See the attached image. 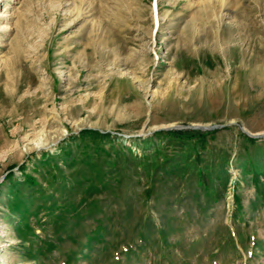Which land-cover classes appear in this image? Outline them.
<instances>
[{"label": "rangeland", "instance_id": "rangeland-1", "mask_svg": "<svg viewBox=\"0 0 264 264\" xmlns=\"http://www.w3.org/2000/svg\"><path fill=\"white\" fill-rule=\"evenodd\" d=\"M239 126L264 0H0V264H264Z\"/></svg>", "mask_w": 264, "mask_h": 264}, {"label": "water", "instance_id": "water-1", "mask_svg": "<svg viewBox=\"0 0 264 264\" xmlns=\"http://www.w3.org/2000/svg\"><path fill=\"white\" fill-rule=\"evenodd\" d=\"M232 122H229L228 124H230ZM226 124H211V125H201V124H197V125H191V127L193 128H200V129H212V128H221V127H224ZM172 127V126H170ZM240 130L245 133L248 137H251V138H255V137H259V138H262L264 137V134L262 133H253V132H250L248 130H246L244 127L242 126H239ZM4 178V175L0 178V181Z\"/></svg>", "mask_w": 264, "mask_h": 264}, {"label": "trees", "instance_id": "trees-1", "mask_svg": "<svg viewBox=\"0 0 264 264\" xmlns=\"http://www.w3.org/2000/svg\"><path fill=\"white\" fill-rule=\"evenodd\" d=\"M168 134H171V135H175V136H182V134H185L183 133V131L181 130H175V129H171V130H165ZM189 135V134H187ZM190 135H193V134H190Z\"/></svg>", "mask_w": 264, "mask_h": 264}, {"label": "bare ground", "instance_id": "bare-ground-1", "mask_svg": "<svg viewBox=\"0 0 264 264\" xmlns=\"http://www.w3.org/2000/svg\"><path fill=\"white\" fill-rule=\"evenodd\" d=\"M45 146V143H41V142H38L36 147L39 149V148H42Z\"/></svg>", "mask_w": 264, "mask_h": 264}]
</instances>
